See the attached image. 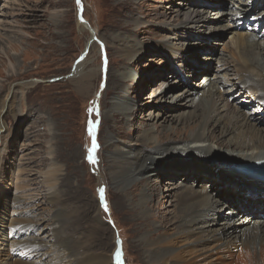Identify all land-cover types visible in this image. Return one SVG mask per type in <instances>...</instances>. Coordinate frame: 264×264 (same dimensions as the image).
<instances>
[{"label":"rangeland","instance_id":"374dc122","mask_svg":"<svg viewBox=\"0 0 264 264\" xmlns=\"http://www.w3.org/2000/svg\"><path fill=\"white\" fill-rule=\"evenodd\" d=\"M238 3L0 0L3 242V234L9 240L12 227L2 226L1 222L6 224L13 217L34 224L49 223L57 206L65 214L58 240L80 241L79 254L85 264L102 262L117 247L123 264H147L137 240L144 235L141 233L145 227L138 210L143 190L151 196L152 206L147 212H161L160 217L178 214L182 207L177 204L178 197L184 186H192L195 191L207 189L209 194L221 190L216 195L217 208L228 204L236 207L234 219L245 216L246 210L238 206L240 201L235 202L230 192L224 195L222 190L231 185L255 197H262L264 192L256 194L251 186L239 185L234 180L238 172L235 165L225 168L200 155H172L137 183L125 182L115 188L107 174L104 182L99 180L97 161L86 159L85 154L97 144L100 172L108 173V150L143 147L148 143H143L147 134L152 138L166 132L171 135L170 127H180L194 118L196 110L190 103L202 102L210 84L216 82L215 94L225 98L229 110L243 118L257 116L264 125V98L236 80V74L240 79L243 75L250 77L257 68H244L247 60L237 54L235 43L237 33L255 31L246 28V23L253 27L256 23L249 20L251 16L261 13L258 20L264 25V0L250 1L242 14L237 12ZM79 15L88 25L84 30L79 28ZM234 22L238 25L230 26ZM82 59L83 67L77 68ZM92 68L97 73L91 84L87 88L79 86L76 71ZM250 89L255 88L250 85ZM121 102L131 107L129 117ZM261 125L257 127L264 129ZM201 162L207 164L202 167L208 170L205 177L200 171ZM49 187L55 192L53 203L43 198ZM101 189L106 194L102 198L98 195ZM22 194L31 215L22 212L15 216L19 205L14 204V196ZM249 218L255 222L259 216L250 214ZM26 235L30 242L42 241L51 236V230L46 227ZM47 242L45 251L51 255L55 242ZM0 251L15 255L12 250ZM234 264L248 262L236 258Z\"/></svg>","mask_w":264,"mask_h":264},{"label":"bare ground","instance_id":"6f19581e","mask_svg":"<svg viewBox=\"0 0 264 264\" xmlns=\"http://www.w3.org/2000/svg\"><path fill=\"white\" fill-rule=\"evenodd\" d=\"M239 1L240 4L238 3L236 9L241 14L242 11H247L246 4H249L250 1L254 2V0ZM260 14L251 16L249 19L256 22L254 27H258V31L237 33L235 37L237 54L247 60L244 68L256 67L257 71L254 74L252 73L254 70H252L250 77L243 75L241 79L236 74V80L237 83L239 82L240 85L247 87L249 91L263 99L264 25L261 20H258ZM236 25L238 24L234 22L230 26L235 27ZM87 26V22L80 19L79 28L84 30ZM259 32L263 34L262 39L258 38ZM83 65L82 59L76 66L79 68ZM85 70L81 72L80 69L76 73L79 76V86L87 88L97 71L95 68ZM216 84L217 82L210 84L202 102L197 103L194 100L190 103V106L196 110L194 118L180 127H170L171 135L166 132L152 138L150 134H147V136H143V143H148L143 147L135 150H108L106 154V158L110 160L108 173L100 172L101 161L98 152L96 153L99 148L97 144L92 152L86 149V159L89 157L90 161H97V167L100 168H97L99 180L104 182V175L107 174L110 184L118 188L122 187L125 182L137 183L144 175L153 172L155 165L172 155H200L212 161L215 166L217 164H220V167L223 165L225 168H233L234 165L235 168L240 166L241 169L236 172L234 180L238 181L239 185L251 186L256 194L261 193L264 190L262 177L251 175V169L244 166L252 165L261 174L263 172L259 166L264 168V129L257 127L261 125L262 119L257 116L243 118L232 112L231 109L230 111L229 105L224 101L225 98L216 96ZM250 85H253L255 89H250ZM174 101L175 99H172V103ZM120 105L127 113L126 116L129 117V113H132L131 107L125 102H121ZM168 117L170 116L167 115ZM99 131L100 127L96 130V139ZM206 165L204 162L199 163L203 177L207 176L205 173L208 170L202 168ZM237 175L239 176L237 177ZM227 180H225L226 183ZM214 183L217 185L216 182ZM217 187L223 188L221 184ZM220 191L217 189L215 194H209L207 189L195 191L192 186H184L183 194L178 197L177 204L182 205L176 212L178 214L174 213L171 217L165 215L160 217L159 213L161 212H147L152 206L151 196L148 190H143L139 196L138 210L141 224L142 226L144 224L145 227L141 233L144 235L138 237L137 240L142 247L145 262L147 264H234L236 258H241L248 264H264V195L262 197L251 196L231 185L226 190H222L224 195L230 192L234 196L235 202L240 201L238 206L247 212L245 216L234 219L235 216L233 217L232 214L236 207L233 209L232 206L224 204L217 208L218 198L216 195ZM103 194L106 195L105 193L101 194V190L98 192L100 198ZM14 197V204L19 206L16 207L13 215L20 216L19 214L22 212L29 214L26 205L28 201L25 200L24 195H15ZM43 198L47 202H54L55 192L52 187L47 188ZM19 202L23 203V207H25L21 208L22 204ZM99 202H103V200L100 199ZM110 209L111 204L109 203L108 210ZM53 210L54 215L49 223L37 224L35 222L36 224H34L28 222L26 218L19 220L13 217L7 220L6 224L5 221L1 222L2 226L4 224L12 227V230L8 234L9 240L3 234L5 241L0 239V250H12L15 255H11L7 251L1 254L0 251V256H2L0 264H85L79 254L80 241L58 240L57 233L61 229L62 225L60 226V224L63 222L65 214L57 206ZM100 213L101 209L98 204L97 214ZM248 214H257L259 219L252 222ZM46 227L51 230V236L47 239L44 238L42 241L35 239V242H32V239H30L31 242L27 239L26 234L29 232L37 233L39 229ZM12 231L14 235L10 236ZM47 241L55 242L51 255L47 250L45 251ZM7 244H11L13 247L5 246ZM117 252L120 254V249L117 248L114 252L111 249L107 257L102 262L101 260L97 261V264L100 262L102 264H123L120 258L117 259ZM94 264H96L95 260Z\"/></svg>","mask_w":264,"mask_h":264},{"label":"water","instance_id":"95a60500","mask_svg":"<svg viewBox=\"0 0 264 264\" xmlns=\"http://www.w3.org/2000/svg\"><path fill=\"white\" fill-rule=\"evenodd\" d=\"M252 166V165H251ZM244 166L245 168H247V169H251V175H256V176H259V177H262L261 179H262V181L264 182V169H262L261 171H263L262 172V174L260 173V172H258V170L257 169H255L254 168V166ZM240 167V166H239ZM239 167H237V169L238 170H240L241 168H239ZM117 245H119V243L117 244ZM118 248V247H117ZM119 249V248H118Z\"/></svg>","mask_w":264,"mask_h":264},{"label":"snow or ice","instance_id":"6c2138e0","mask_svg":"<svg viewBox=\"0 0 264 264\" xmlns=\"http://www.w3.org/2000/svg\"><path fill=\"white\" fill-rule=\"evenodd\" d=\"M103 193V190L101 189V194ZM119 256H120V254H119V252H117V259L119 260Z\"/></svg>","mask_w":264,"mask_h":264}]
</instances>
